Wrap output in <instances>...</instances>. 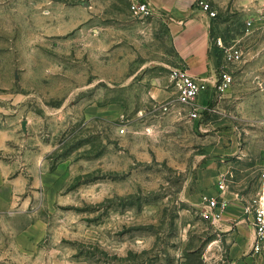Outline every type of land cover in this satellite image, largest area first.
Returning <instances> with one entry per match:
<instances>
[{
  "label": "rangeland",
  "instance_id": "obj_1",
  "mask_svg": "<svg viewBox=\"0 0 264 264\" xmlns=\"http://www.w3.org/2000/svg\"><path fill=\"white\" fill-rule=\"evenodd\" d=\"M130 1L0 0V264H239L196 171L219 129L241 152L228 189L264 186L263 5L205 0L233 77L201 117L215 129L147 96H176L179 65L164 21Z\"/></svg>",
  "mask_w": 264,
  "mask_h": 264
},
{
  "label": "crops",
  "instance_id": "obj_2",
  "mask_svg": "<svg viewBox=\"0 0 264 264\" xmlns=\"http://www.w3.org/2000/svg\"><path fill=\"white\" fill-rule=\"evenodd\" d=\"M146 1L151 9L149 16L164 21L167 32L173 40L178 65L185 67L191 75L208 86L200 94L197 105L199 108L209 105V108L199 114L197 118L191 117L186 107H181L186 110L192 120L200 121L201 127L211 125L215 129L218 128L224 122L212 120L208 124L201 118L207 111H214V104L228 89L219 93L214 87L218 72L222 68V62L216 46L213 45L211 17L199 9L197 4L199 0ZM258 1L264 9V0ZM167 86L163 83L150 86L147 96L154 102H172L175 107L179 105L176 102V96H174V91L168 89ZM203 138L204 146L200 155V159L203 161L196 171L197 191L201 192V196L207 195L217 200L228 201V206L221 213V217L211 221L230 239L231 256L235 262L250 264L256 259L263 263L264 247L260 252H255L252 249L255 240V231L251 223L252 214L244 211V206L252 197H248L246 192L229 190L225 183L226 175L234 173L232 169L234 157L240 158L239 142L231 132L219 129L207 133ZM222 180L226 187L224 191L218 187V183Z\"/></svg>",
  "mask_w": 264,
  "mask_h": 264
},
{
  "label": "built area",
  "instance_id": "obj_3",
  "mask_svg": "<svg viewBox=\"0 0 264 264\" xmlns=\"http://www.w3.org/2000/svg\"><path fill=\"white\" fill-rule=\"evenodd\" d=\"M197 4L199 9L205 12L209 17L215 16V11L207 1L199 0ZM130 10L137 15H149L151 12L146 0H131ZM216 45L222 48L225 62H236L240 59L241 50L238 48L234 46H224L220 38L217 39ZM170 77L174 82L176 102H178L180 106L186 107L191 117L197 118L199 114L209 108V105L202 108H199L197 105L200 94L208 88L205 82L191 75L183 66L173 67L170 70ZM232 80V75L224 70L222 66L218 72L214 86L216 91L219 93L223 92L230 86ZM173 106L174 104L172 102H165L158 105L157 108H162V110L166 111L170 110ZM121 132H124V129H122ZM218 187L221 191L225 190L226 187L223 180L218 183ZM227 206V200H217L214 197L203 195L201 199V214L203 217L210 220H218ZM216 208H218V211H216ZM244 211L248 214H252L251 223L255 231V240L252 249L255 252H260L264 247V186L258 191L256 196L252 197L250 201L246 203Z\"/></svg>",
  "mask_w": 264,
  "mask_h": 264
},
{
  "label": "trees",
  "instance_id": "obj_4",
  "mask_svg": "<svg viewBox=\"0 0 264 264\" xmlns=\"http://www.w3.org/2000/svg\"><path fill=\"white\" fill-rule=\"evenodd\" d=\"M217 49V48H216Z\"/></svg>",
  "mask_w": 264,
  "mask_h": 264
}]
</instances>
